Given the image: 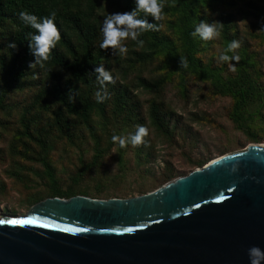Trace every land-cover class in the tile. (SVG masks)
<instances>
[{"label": "trees", "instance_id": "obj_1", "mask_svg": "<svg viewBox=\"0 0 264 264\" xmlns=\"http://www.w3.org/2000/svg\"><path fill=\"white\" fill-rule=\"evenodd\" d=\"M205 3L206 0H170L164 12L173 20L166 23L164 19L156 21L158 24L164 22L165 30L169 29V32L161 27L159 31L142 34L141 38L145 40L143 48L130 39L131 52L122 58L99 47L100 21L103 19L100 10L104 9V5L111 12L127 11L134 7L133 0H0V116L6 123L15 119V133L8 144V154L41 167V175L50 187V198L68 199L77 195L73 188L63 190L55 176V168L48 157L54 137L65 138L73 144L75 131L81 129L93 144L92 159L89 164H82L81 171L73 179L74 185L82 178L85 169L99 163L111 145H107V148L103 146L102 136L100 132L97 133L92 115L103 117L104 105L110 100L114 115L132 119L136 105L128 95L126 83L130 67L160 60L164 61L165 68L209 81L216 95L232 98L230 119L236 127H246L247 110L258 93L252 73L241 66L234 77L224 79L215 70L203 66L196 56L199 38H193L190 33L198 22V7ZM20 11L35 13L40 17L51 11L57 14L56 23L61 31V39L43 66L29 67L34 56L28 48V33L35 29L22 23ZM148 19L153 20L151 16ZM217 20L224 23L221 34L224 40H228L231 38V15L222 12ZM13 40L17 44L14 49L8 47ZM180 56L188 58L187 69L180 67ZM100 64L116 78L114 84L108 83L110 96L104 102H97L93 97L99 85L96 74L91 70ZM114 65L118 67V72L113 70ZM134 82L135 89L158 93L163 88L165 78L138 75ZM71 96H75V99L71 100ZM171 114L165 110L163 102L152 101L147 110L148 124L155 133L167 138L171 133L166 117ZM119 162L123 163L122 156ZM204 164L199 163L200 166ZM10 176L21 180L15 170ZM166 177L171 179L174 175L170 173ZM144 193L147 192H139Z\"/></svg>", "mask_w": 264, "mask_h": 264}, {"label": "rangeland", "instance_id": "obj_2", "mask_svg": "<svg viewBox=\"0 0 264 264\" xmlns=\"http://www.w3.org/2000/svg\"><path fill=\"white\" fill-rule=\"evenodd\" d=\"M169 1L166 0L165 7H168ZM102 6L104 9L100 10L101 16L111 13V10ZM262 11L264 0H206L205 4L199 5L197 11V23L202 19L210 22L217 20V16L222 12L231 15V38L224 40L221 34L211 41L199 39L196 56L203 66L215 70L224 79L234 77L241 66L252 73L258 93L256 100L247 110L244 129H238L230 119L232 98L216 95L209 81L165 68L164 61L160 60L130 67L126 83L128 95L133 105H136L132 119L126 120L122 116L114 115L110 100L104 105L103 117L92 115L97 133L100 132L102 136L103 146L107 148V145H111L95 167L84 170L78 183L73 185V179L81 171L82 164H89L94 154L89 136L79 129L74 133L73 144L65 138H53L52 150L48 157L55 168L59 186L63 190L73 188L76 196L90 199H128L146 194H139L141 190L151 192L194 169L202 168L222 155L241 152L253 143L264 145ZM169 20L173 18L165 14L163 21L166 23ZM161 24L165 30L164 22ZM165 32H169V29ZM233 39L241 42V47L236 49L241 55V60L235 71H232L227 63L220 62L215 55ZM129 40L126 41L127 55L131 52ZM113 70L119 71L115 65ZM138 75L146 78L164 77L163 88L158 93L135 89L134 80ZM152 101L163 102L165 110L172 112L166 117L171 133L167 138L155 133L148 124L147 110ZM14 120H8L9 123H6L0 116V219L25 217L36 201L50 198V187L41 175V167L8 154V144L15 133ZM141 124L149 129L145 143L120 147L118 142L112 141L114 134L125 135L134 132L136 126ZM119 155L122 156L123 163L119 162ZM199 163L205 164L200 166ZM14 170L21 176L20 181L10 176ZM170 173L174 177L168 179L166 176Z\"/></svg>", "mask_w": 264, "mask_h": 264}, {"label": "water", "instance_id": "obj_3", "mask_svg": "<svg viewBox=\"0 0 264 264\" xmlns=\"http://www.w3.org/2000/svg\"><path fill=\"white\" fill-rule=\"evenodd\" d=\"M252 245L264 249L255 143L138 197L47 198L0 219V264H250Z\"/></svg>", "mask_w": 264, "mask_h": 264}, {"label": "clouds", "instance_id": "obj_4", "mask_svg": "<svg viewBox=\"0 0 264 264\" xmlns=\"http://www.w3.org/2000/svg\"><path fill=\"white\" fill-rule=\"evenodd\" d=\"M134 7L127 11H116L107 13L100 21V40L99 47L108 49L117 56H126L128 53L127 40L135 41L136 46L143 48L145 40L141 38L142 34L149 31H159L163 26L156 23L162 21L165 17L166 0H133ZM143 13V15H142ZM56 12L51 11L48 15L40 17L35 13L20 11L19 18L25 26L35 29L28 33V48L34 60L29 62V67L36 65L43 66L44 62L50 58L51 51L61 39V31L56 23ZM153 18L149 21L148 17ZM224 23L218 20L211 22L202 19L195 24L190 35L193 38H199L201 41H211L221 36ZM264 28V27H262ZM8 47L16 48V41H10ZM241 47L239 40L233 39L227 42L222 51L215 54L220 62L229 65L232 71L236 70L237 64L241 60V55L236 49ZM236 62V63H234ZM179 65L187 69L189 61L186 56H180ZM96 74V82L99 87L94 96L97 102H104L110 96L108 83H115L116 78L102 64L96 65L91 70ZM71 100L75 96L69 97ZM149 135L147 126L141 124L136 126V130L125 135L114 134L111 139L118 142L120 147L133 146L145 143V137ZM230 171H237V166L232 165ZM250 264H264V249L258 245H252L247 249Z\"/></svg>", "mask_w": 264, "mask_h": 264}, {"label": "snow or ice", "instance_id": "obj_5", "mask_svg": "<svg viewBox=\"0 0 264 264\" xmlns=\"http://www.w3.org/2000/svg\"><path fill=\"white\" fill-rule=\"evenodd\" d=\"M33 221L31 220H14V221H10V223H32Z\"/></svg>", "mask_w": 264, "mask_h": 264}]
</instances>
